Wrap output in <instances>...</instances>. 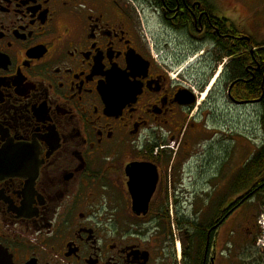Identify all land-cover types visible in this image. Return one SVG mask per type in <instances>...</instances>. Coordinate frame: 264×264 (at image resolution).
Returning a JSON list of instances; mask_svg holds the SVG:
<instances>
[{
	"label": "flooded vegetation",
	"instance_id": "flooded-vegetation-1",
	"mask_svg": "<svg viewBox=\"0 0 264 264\" xmlns=\"http://www.w3.org/2000/svg\"><path fill=\"white\" fill-rule=\"evenodd\" d=\"M205 149L248 156L184 207L174 178ZM263 151L264 0H0L12 264H264ZM141 165L157 184H135Z\"/></svg>",
	"mask_w": 264,
	"mask_h": 264
},
{
	"label": "rangeland",
	"instance_id": "rangeland-1",
	"mask_svg": "<svg viewBox=\"0 0 264 264\" xmlns=\"http://www.w3.org/2000/svg\"><path fill=\"white\" fill-rule=\"evenodd\" d=\"M150 30H152L150 28ZM252 124L248 120L244 114L240 115V123H239V130L240 132L251 130ZM224 138L228 137V132H224ZM220 140V139H219ZM216 140L214 143L207 145V150L211 149V146L218 145V141ZM224 143V142H223ZM228 145H231V142H228ZM218 149V146L216 147ZM202 150L200 155L197 156L196 160L203 162V168L200 167L201 164L196 165L197 171L204 172H196L195 170L191 171L189 167L181 174L178 172V175L175 176V183L180 184L178 188L177 197L184 200V207H188L190 203H193L194 197L196 194L199 198L196 199V204L201 207H209L210 204H214L217 201V194L214 193L213 188L216 190L218 187L223 186L229 187L234 184V179L237 174V170L240 164L244 161L245 156H240V153L235 154L234 152L229 153L228 155L225 153L223 156V165L219 167V164L215 166V162L219 161L220 163V155L216 154H209L207 151ZM248 150V149H247ZM207 152V153H206ZM243 154V151H240ZM253 149H251L252 154ZM205 154V155H203ZM245 178V175L241 174V181ZM163 180L169 183V178H167V174L163 175ZM226 191V190H225ZM196 193V194H195ZM182 195V196H181ZM210 195V196H209ZM207 198V199H206ZM210 201V202H209ZM261 243L258 245L259 248H263L264 240L261 239Z\"/></svg>",
	"mask_w": 264,
	"mask_h": 264
},
{
	"label": "water",
	"instance_id": "water-1",
	"mask_svg": "<svg viewBox=\"0 0 264 264\" xmlns=\"http://www.w3.org/2000/svg\"><path fill=\"white\" fill-rule=\"evenodd\" d=\"M147 165H141L137 170L139 176L134 179L135 184H157L158 183V175L154 170H150L146 167ZM0 264H12L9 256L6 251L0 249Z\"/></svg>",
	"mask_w": 264,
	"mask_h": 264
},
{
	"label": "trees",
	"instance_id": "trees-1",
	"mask_svg": "<svg viewBox=\"0 0 264 264\" xmlns=\"http://www.w3.org/2000/svg\"><path fill=\"white\" fill-rule=\"evenodd\" d=\"M249 166V178H257L259 175L264 174V151L260 155L255 156L253 161L248 165ZM246 182L245 184H247Z\"/></svg>",
	"mask_w": 264,
	"mask_h": 264
}]
</instances>
